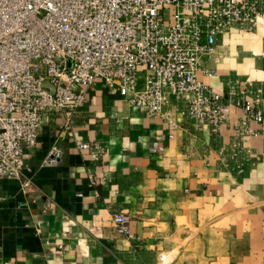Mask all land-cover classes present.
Returning a JSON list of instances; mask_svg holds the SVG:
<instances>
[{
  "label": "crops",
  "instance_id": "obj_1",
  "mask_svg": "<svg viewBox=\"0 0 264 264\" xmlns=\"http://www.w3.org/2000/svg\"><path fill=\"white\" fill-rule=\"evenodd\" d=\"M202 66L216 93L244 80L264 117V18L218 36ZM171 119L174 128L138 112L101 79L75 111L47 110L23 152L28 186L0 180V264H264V122L235 107L214 131L174 107ZM154 142L163 149L151 152ZM53 145L61 157L49 165Z\"/></svg>",
  "mask_w": 264,
  "mask_h": 264
},
{
  "label": "built area",
  "instance_id": "obj_2",
  "mask_svg": "<svg viewBox=\"0 0 264 264\" xmlns=\"http://www.w3.org/2000/svg\"><path fill=\"white\" fill-rule=\"evenodd\" d=\"M263 18L264 0H0V180L28 186L23 152L36 144L44 113L75 111L98 79L171 128L177 126L172 107L213 131L229 107L264 122L246 82L220 94L198 77L208 73L202 65L218 36L253 32ZM153 144L151 152L163 149ZM77 148L95 158L105 152L87 142ZM60 157L53 145L44 162L54 165ZM88 177L94 186L97 180ZM111 218L129 236L127 217L112 211Z\"/></svg>",
  "mask_w": 264,
  "mask_h": 264
},
{
  "label": "rangeland",
  "instance_id": "obj_3",
  "mask_svg": "<svg viewBox=\"0 0 264 264\" xmlns=\"http://www.w3.org/2000/svg\"><path fill=\"white\" fill-rule=\"evenodd\" d=\"M239 81H242V80H239ZM244 81V80H243Z\"/></svg>",
  "mask_w": 264,
  "mask_h": 264
}]
</instances>
